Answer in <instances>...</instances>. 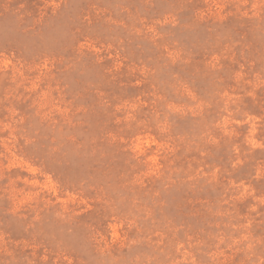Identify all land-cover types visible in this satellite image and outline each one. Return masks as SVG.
I'll use <instances>...</instances> for the list:
<instances>
[{
	"label": "rangeland",
	"instance_id": "obj_1",
	"mask_svg": "<svg viewBox=\"0 0 264 264\" xmlns=\"http://www.w3.org/2000/svg\"><path fill=\"white\" fill-rule=\"evenodd\" d=\"M0 264H264V0H0Z\"/></svg>",
	"mask_w": 264,
	"mask_h": 264
}]
</instances>
